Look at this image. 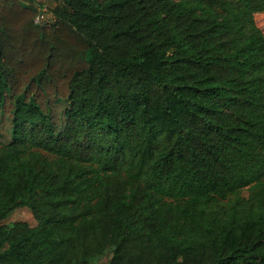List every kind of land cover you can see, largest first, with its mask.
Returning <instances> with one entry per match:
<instances>
[{
  "label": "trees",
  "instance_id": "1",
  "mask_svg": "<svg viewBox=\"0 0 264 264\" xmlns=\"http://www.w3.org/2000/svg\"><path fill=\"white\" fill-rule=\"evenodd\" d=\"M54 1L0 0V264H264V0Z\"/></svg>",
  "mask_w": 264,
  "mask_h": 264
},
{
  "label": "rangeland",
  "instance_id": "2",
  "mask_svg": "<svg viewBox=\"0 0 264 264\" xmlns=\"http://www.w3.org/2000/svg\"><path fill=\"white\" fill-rule=\"evenodd\" d=\"M37 3V6H46L48 9L52 10L54 6L56 5V1L54 0H35ZM48 15L51 14V12H47ZM256 24L262 29L264 32V13L263 12H257L254 15ZM243 195L248 194V190L244 189L242 192ZM17 220H23L27 221L29 224L34 225L35 220L33 218V215L28 207H18L16 208L4 221H17ZM109 254L102 257L97 261L96 264H106V262L109 259Z\"/></svg>",
  "mask_w": 264,
  "mask_h": 264
},
{
  "label": "built area",
  "instance_id": "3",
  "mask_svg": "<svg viewBox=\"0 0 264 264\" xmlns=\"http://www.w3.org/2000/svg\"><path fill=\"white\" fill-rule=\"evenodd\" d=\"M45 11H47V8L46 6H43L41 8H39V11L37 12V14L35 15L34 17V23H37V24H43L45 26H51L52 24V20H48L46 15H45Z\"/></svg>",
  "mask_w": 264,
  "mask_h": 264
}]
</instances>
